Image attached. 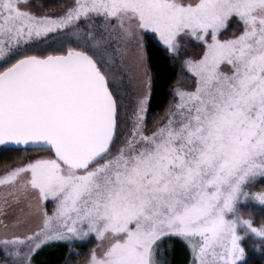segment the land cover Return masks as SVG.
I'll return each instance as SVG.
<instances>
[{
    "label": "snow or ice",
    "instance_id": "obj_1",
    "mask_svg": "<svg viewBox=\"0 0 264 264\" xmlns=\"http://www.w3.org/2000/svg\"><path fill=\"white\" fill-rule=\"evenodd\" d=\"M233 13L243 30L219 39ZM185 30L204 45L182 60L191 86L149 128L146 34L176 56ZM0 146L37 153L0 176V217L28 208L0 220V264L88 233L85 264H171L165 242L181 264H237L242 235L264 238L237 208L264 204L243 188L264 176V0H0Z\"/></svg>",
    "mask_w": 264,
    "mask_h": 264
},
{
    "label": "trees",
    "instance_id": "obj_2",
    "mask_svg": "<svg viewBox=\"0 0 264 264\" xmlns=\"http://www.w3.org/2000/svg\"><path fill=\"white\" fill-rule=\"evenodd\" d=\"M34 4L42 5L44 8H58L61 5L57 0H34ZM146 39L148 40L149 66L153 84L147 118L148 127L151 128L164 115L166 109L175 102L176 97L173 88L178 79L182 84V70L156 38L148 35ZM36 154L32 149L7 150L0 146V170L8 169ZM257 187L258 189L264 187V179L257 184ZM241 212L246 218L250 213L253 219L252 223L255 226H259L264 221V206L253 203L246 204L241 208ZM252 243L256 244L254 241ZM257 245H260V241H257ZM176 246L183 251V255L178 257V248H174L170 253H167L164 259L170 261L171 264H181L188 254L186 248L174 244V247ZM75 248L79 249V254L75 253ZM245 248L246 258L239 264H264L263 244L259 247V251L247 245ZM88 250L89 248L84 244H49L38 252L35 259L39 264H75L88 253Z\"/></svg>",
    "mask_w": 264,
    "mask_h": 264
},
{
    "label": "rangeland",
    "instance_id": "obj_3",
    "mask_svg": "<svg viewBox=\"0 0 264 264\" xmlns=\"http://www.w3.org/2000/svg\"><path fill=\"white\" fill-rule=\"evenodd\" d=\"M57 1H59L61 5L70 2V0H57ZM32 2L34 3V0H32ZM243 27H244L243 22L239 19V17L235 13H233L227 19L226 27L219 31L218 38L219 39H224V38L230 36L233 32L239 33L240 31L243 30ZM187 32H188V30H185V33H181L180 36H179V40L181 41V45L182 46L179 49V54L176 55V56L171 55L167 51L165 46L160 43L164 47V49L167 51V53L170 54L174 58V60L176 62V65L181 67V70H182V74L181 75H182V77H186V78H182V84L181 85L184 86V87H190L191 86V79H190L189 74H187L182 69V60L187 58V57H197V56H199L200 51H201V49L204 46L202 42L197 41L191 35H188ZM146 35L147 36L150 35V36H153L154 38H156L155 33H147ZM210 37H211V31H209V34L206 37V39H208L210 41ZM128 92H129V95L127 97L126 103L128 105L129 111H131L132 106L134 104L135 92L131 88L128 89ZM175 100H176V98H175ZM129 125H130V121H129ZM27 159H25V160H23L21 162H24ZM8 169L0 170V176H2ZM263 179H264V176H260L254 182L250 181V182L246 183L243 186V188L246 191H248L249 193H251L252 191H258L260 189H258L257 184ZM8 191H10V189L5 188L3 186H0V200H2L4 198L5 193H7ZM241 195H243V193H241ZM45 203H46V207L49 210H51L53 208V206H54L53 205V201L51 199L47 200ZM252 203L256 204V205L264 206V204H259V203L255 202L251 198V195H249L244 200L238 202L237 208L239 210H241V208L244 205L252 204ZM10 204H11V201H10ZM21 208H23V213H20L18 211ZM27 212H28L27 201L26 200H22V202L20 204H18V205L17 204H11V206L8 209L7 217H0V220H3L5 223H9L13 219L14 216H16L18 214L23 216V215L27 214ZM226 218H229V219L232 218V214L231 213L226 214ZM3 230H4L3 226L0 225V232H2ZM237 232H238V234L245 233L246 232V226L238 227ZM252 241H254L256 244L254 245L252 243ZM257 241H260L259 247L261 246V244L264 245V238L258 237L254 233H252L250 231H247L246 234L242 235V239H241L240 243L244 247L245 250H246V248H245L246 245L256 249V247L258 246L257 245ZM60 243H69V244L74 243V244H79V245L80 244L86 245L89 248L88 253L85 254V256L83 258H80V260L77 263H75V264H85V261L89 257L90 250L93 249V248H96V246L99 243V241L96 239L94 233H88L86 236H83V237H74L70 242H60ZM60 243H57V244H60ZM52 244H56V243H52ZM250 244H253V245H250ZM174 248H178V247L177 246L174 247V244H173L172 247L170 248L169 247V242H165V244L162 245L163 258L166 256L167 253H170ZM74 251H75V253L79 254V249L78 248H75ZM178 251H179L178 257L182 256L183 255V251H181L180 248H178ZM245 258H246V252H245L244 258L242 260L237 261V264L243 262L245 260ZM2 260H3V254L0 253V261H2ZM35 262H36V259H35ZM36 264H39V263L36 262Z\"/></svg>",
    "mask_w": 264,
    "mask_h": 264
},
{
    "label": "water",
    "instance_id": "obj_4",
    "mask_svg": "<svg viewBox=\"0 0 264 264\" xmlns=\"http://www.w3.org/2000/svg\"><path fill=\"white\" fill-rule=\"evenodd\" d=\"M13 149H24V148L21 146V147H19V148H15V147H14Z\"/></svg>",
    "mask_w": 264,
    "mask_h": 264
},
{
    "label": "clouds",
    "instance_id": "obj_5",
    "mask_svg": "<svg viewBox=\"0 0 264 264\" xmlns=\"http://www.w3.org/2000/svg\"><path fill=\"white\" fill-rule=\"evenodd\" d=\"M245 198H246V197H245ZM245 198H244V199H245ZM244 199H243V200H244Z\"/></svg>",
    "mask_w": 264,
    "mask_h": 264
}]
</instances>
